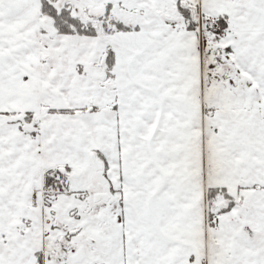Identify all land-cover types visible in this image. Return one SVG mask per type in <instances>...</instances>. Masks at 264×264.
Here are the masks:
<instances>
[{
	"label": "snow or ice",
	"instance_id": "obj_1",
	"mask_svg": "<svg viewBox=\"0 0 264 264\" xmlns=\"http://www.w3.org/2000/svg\"><path fill=\"white\" fill-rule=\"evenodd\" d=\"M0 264H264V0H0Z\"/></svg>",
	"mask_w": 264,
	"mask_h": 264
}]
</instances>
